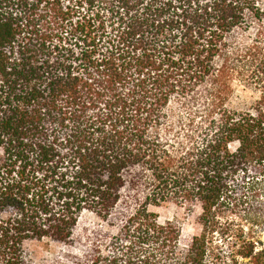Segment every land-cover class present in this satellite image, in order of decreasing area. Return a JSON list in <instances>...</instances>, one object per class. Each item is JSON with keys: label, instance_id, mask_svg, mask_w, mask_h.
Instances as JSON below:
<instances>
[{"label": "trees", "instance_id": "1", "mask_svg": "<svg viewBox=\"0 0 264 264\" xmlns=\"http://www.w3.org/2000/svg\"><path fill=\"white\" fill-rule=\"evenodd\" d=\"M42 240L46 264H264V0H0V264Z\"/></svg>", "mask_w": 264, "mask_h": 264}, {"label": "rangeland", "instance_id": "2", "mask_svg": "<svg viewBox=\"0 0 264 264\" xmlns=\"http://www.w3.org/2000/svg\"><path fill=\"white\" fill-rule=\"evenodd\" d=\"M238 98H232L229 103L231 108H243L250 105L258 98V94L251 90H243L240 86L236 87ZM151 212L157 215L158 221L162 224L169 223L176 226L181 233L183 239L197 236L200 233V225L198 224V217L200 210L191 208L190 206H179L173 203L162 204L159 207H150ZM234 215L228 218H233ZM85 218H89L85 216ZM238 224V223H234ZM218 241V240H217ZM56 246L51 244L48 240L40 242H32L27 248L31 264H46L53 252L56 251ZM226 251V249H223ZM212 264V262H210ZM220 264H230L227 262H220Z\"/></svg>", "mask_w": 264, "mask_h": 264}]
</instances>
